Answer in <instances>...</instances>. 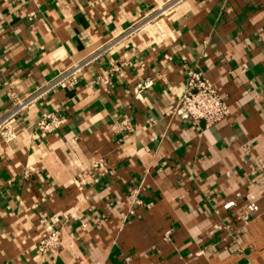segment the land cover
<instances>
[{
    "label": "crops",
    "instance_id": "0c3cea01",
    "mask_svg": "<svg viewBox=\"0 0 264 264\" xmlns=\"http://www.w3.org/2000/svg\"><path fill=\"white\" fill-rule=\"evenodd\" d=\"M97 51L0 135V264H264V0H0V118ZM193 73L212 126L167 113Z\"/></svg>",
    "mask_w": 264,
    "mask_h": 264
},
{
    "label": "built area",
    "instance_id": "2783aa9c",
    "mask_svg": "<svg viewBox=\"0 0 264 264\" xmlns=\"http://www.w3.org/2000/svg\"><path fill=\"white\" fill-rule=\"evenodd\" d=\"M25 3L37 5L40 0H23ZM28 18L34 17V12L27 14ZM153 14L147 16L141 25H135L128 31L124 32L122 37H126L140 29L150 22ZM106 49V48H105ZM103 48V52L105 51ZM102 51L93 53L84 61L78 62L68 67L47 82L35 87L27 94L19 97L14 92H10V106L5 115L0 118V135L6 140L11 141L17 137V131L14 121L24 111L28 110L38 101L43 100L58 87L67 86L72 88L76 85V75L93 60L100 57ZM108 76H98L97 80L105 81ZM140 87V85H139ZM141 88V87H140ZM168 114L177 115L181 118L192 121L193 123L203 122L206 126H212L221 121L229 114V108L223 98L216 92L212 84L203 75L193 73L187 79L184 90L174 106L167 110ZM66 118L57 110L43 113L41 118L36 122L40 137H46L60 129L65 123ZM128 119L125 118L120 124L122 128H128ZM139 203V202H138ZM166 236V234H165ZM60 244V235L58 231H53L37 243V251L41 254H54L57 252ZM123 264H133L131 259L126 257Z\"/></svg>",
    "mask_w": 264,
    "mask_h": 264
}]
</instances>
